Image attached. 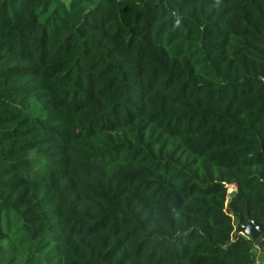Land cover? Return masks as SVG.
<instances>
[{
  "label": "trees",
  "instance_id": "trees-1",
  "mask_svg": "<svg viewBox=\"0 0 264 264\" xmlns=\"http://www.w3.org/2000/svg\"><path fill=\"white\" fill-rule=\"evenodd\" d=\"M261 146L264 0H0V264H257Z\"/></svg>",
  "mask_w": 264,
  "mask_h": 264
},
{
  "label": "water",
  "instance_id": "water-1",
  "mask_svg": "<svg viewBox=\"0 0 264 264\" xmlns=\"http://www.w3.org/2000/svg\"><path fill=\"white\" fill-rule=\"evenodd\" d=\"M260 153H264V147L261 146ZM229 200V198H228ZM235 229L239 232L247 234L251 238H255L260 233L264 232V222L257 221L252 218H248L245 223H236Z\"/></svg>",
  "mask_w": 264,
  "mask_h": 264
},
{
  "label": "crops",
  "instance_id": "crops-1",
  "mask_svg": "<svg viewBox=\"0 0 264 264\" xmlns=\"http://www.w3.org/2000/svg\"><path fill=\"white\" fill-rule=\"evenodd\" d=\"M257 264H264V254L261 252L258 254V263Z\"/></svg>",
  "mask_w": 264,
  "mask_h": 264
},
{
  "label": "built area",
  "instance_id": "built-area-1",
  "mask_svg": "<svg viewBox=\"0 0 264 264\" xmlns=\"http://www.w3.org/2000/svg\"><path fill=\"white\" fill-rule=\"evenodd\" d=\"M232 189H233V184H230L228 190L231 191ZM256 262L258 263V259L256 260Z\"/></svg>",
  "mask_w": 264,
  "mask_h": 264
}]
</instances>
